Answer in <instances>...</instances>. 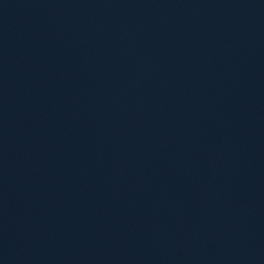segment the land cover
<instances>
[{
	"label": "water",
	"instance_id": "water-1",
	"mask_svg": "<svg viewBox=\"0 0 264 264\" xmlns=\"http://www.w3.org/2000/svg\"><path fill=\"white\" fill-rule=\"evenodd\" d=\"M0 84L264 149V0H0Z\"/></svg>",
	"mask_w": 264,
	"mask_h": 264
}]
</instances>
